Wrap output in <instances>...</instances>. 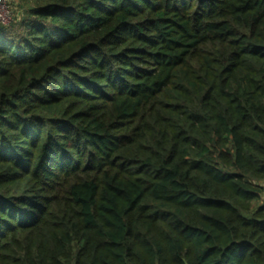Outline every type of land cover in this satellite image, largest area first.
Returning a JSON list of instances; mask_svg holds the SVG:
<instances>
[{
	"label": "trees",
	"instance_id": "1",
	"mask_svg": "<svg viewBox=\"0 0 264 264\" xmlns=\"http://www.w3.org/2000/svg\"><path fill=\"white\" fill-rule=\"evenodd\" d=\"M16 6L0 264H264V0Z\"/></svg>",
	"mask_w": 264,
	"mask_h": 264
},
{
	"label": "rangeland",
	"instance_id": "2",
	"mask_svg": "<svg viewBox=\"0 0 264 264\" xmlns=\"http://www.w3.org/2000/svg\"><path fill=\"white\" fill-rule=\"evenodd\" d=\"M17 0H0V22H8L10 18L16 15L19 8L16 6ZM264 185V183L262 184Z\"/></svg>",
	"mask_w": 264,
	"mask_h": 264
},
{
	"label": "built area",
	"instance_id": "3",
	"mask_svg": "<svg viewBox=\"0 0 264 264\" xmlns=\"http://www.w3.org/2000/svg\"><path fill=\"white\" fill-rule=\"evenodd\" d=\"M0 6H2V5H0ZM1 23H5V22L2 21ZM263 198H264V195H263Z\"/></svg>",
	"mask_w": 264,
	"mask_h": 264
}]
</instances>
